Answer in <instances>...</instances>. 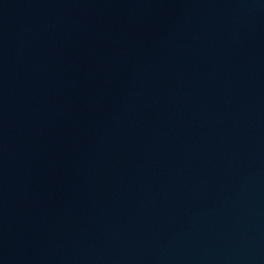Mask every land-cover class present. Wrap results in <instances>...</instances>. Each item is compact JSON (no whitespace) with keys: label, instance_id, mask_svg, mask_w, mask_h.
Here are the masks:
<instances>
[{"label":"water","instance_id":"water-1","mask_svg":"<svg viewBox=\"0 0 264 264\" xmlns=\"http://www.w3.org/2000/svg\"><path fill=\"white\" fill-rule=\"evenodd\" d=\"M170 264H264V0H222Z\"/></svg>","mask_w":264,"mask_h":264}]
</instances>
